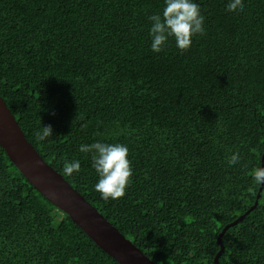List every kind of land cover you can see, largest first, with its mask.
Segmentation results:
<instances>
[{
	"label": "trees",
	"instance_id": "1",
	"mask_svg": "<svg viewBox=\"0 0 264 264\" xmlns=\"http://www.w3.org/2000/svg\"><path fill=\"white\" fill-rule=\"evenodd\" d=\"M204 33L151 51L164 0H0V97L43 161L154 264H214L255 203L264 154V0H195ZM51 125L43 142L35 132ZM120 143L125 194L94 190L80 144ZM238 152L236 165L227 163ZM79 160L80 171L65 174ZM219 264H264V184ZM51 258H54L52 260ZM119 264L0 147V264Z\"/></svg>",
	"mask_w": 264,
	"mask_h": 264
},
{
	"label": "water",
	"instance_id": "2",
	"mask_svg": "<svg viewBox=\"0 0 264 264\" xmlns=\"http://www.w3.org/2000/svg\"><path fill=\"white\" fill-rule=\"evenodd\" d=\"M0 147L27 182L60 212L66 214L103 252L119 264H154L43 161L26 140L1 97ZM261 167H264V154ZM262 187L263 184L260 185L253 206L244 215L225 226L219 234L217 243L220 250L214 258V264H219V257L224 250V233L256 207Z\"/></svg>",
	"mask_w": 264,
	"mask_h": 264
},
{
	"label": "clouds",
	"instance_id": "3",
	"mask_svg": "<svg viewBox=\"0 0 264 264\" xmlns=\"http://www.w3.org/2000/svg\"><path fill=\"white\" fill-rule=\"evenodd\" d=\"M243 9V0H228L226 4L229 12ZM204 19L200 5L195 0H164L162 13L149 17L152 22L149 30L151 51L161 52L169 38H174L175 46L181 53L187 51L192 45V38L204 33ZM52 134V126L47 125L42 131L35 132V139L43 142ZM79 151L91 154V164L97 175L94 190L100 194V198L108 201L124 196L132 175L127 146L96 141L80 144ZM239 160L240 155L236 152L231 154L227 163L236 165ZM80 166L79 160H72L64 164L63 171L68 175L79 173ZM252 179L259 185L264 184V167L252 169Z\"/></svg>",
	"mask_w": 264,
	"mask_h": 264
}]
</instances>
